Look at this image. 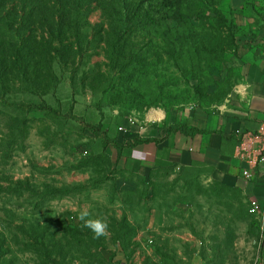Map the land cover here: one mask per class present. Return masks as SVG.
Segmentation results:
<instances>
[{"label": "rangeland", "instance_id": "obj_1", "mask_svg": "<svg viewBox=\"0 0 264 264\" xmlns=\"http://www.w3.org/2000/svg\"><path fill=\"white\" fill-rule=\"evenodd\" d=\"M29 1L54 7L33 18L57 32L38 79L0 85V264H115L120 248L149 252L148 264H264L261 212L239 189L200 168L142 181L104 153L110 132L184 129L264 82V0ZM72 5L84 13L74 25Z\"/></svg>", "mask_w": 264, "mask_h": 264}, {"label": "crops", "instance_id": "obj_2", "mask_svg": "<svg viewBox=\"0 0 264 264\" xmlns=\"http://www.w3.org/2000/svg\"><path fill=\"white\" fill-rule=\"evenodd\" d=\"M164 119L157 121L161 123ZM263 122L264 82L250 83L240 86L216 113L195 111L183 125L184 129L139 127L132 123L131 129L126 127L125 139H121L122 134L117 137L110 132L108 137L116 138L122 147L117 150L108 144L104 153L118 170L142 181L150 180L153 174L164 170L183 173L200 168L208 181L237 188L256 201L264 228V165L251 179H245L240 173L242 165L234 156L239 135L257 131ZM135 139L144 142L123 145L125 141ZM150 255L138 250L127 253L120 248L114 262L148 264Z\"/></svg>", "mask_w": 264, "mask_h": 264}, {"label": "trees", "instance_id": "obj_3", "mask_svg": "<svg viewBox=\"0 0 264 264\" xmlns=\"http://www.w3.org/2000/svg\"><path fill=\"white\" fill-rule=\"evenodd\" d=\"M6 1L7 0H0V32L3 33V37L0 41V85L2 80L9 73L13 74L15 80H21V82L28 83L31 79H38L37 63L42 59L45 60V56L50 55L51 57L50 52L52 50L48 48L49 42L45 34L52 35V33L57 32L53 22L44 25V21L41 18L34 21L33 17H36L38 14L47 15L54 7L51 6L49 2L44 1L35 2L21 0L23 3L19 5ZM163 2L167 6H170V0H164ZM58 7L60 6H56L57 10ZM67 8L68 11H66V14L73 17L68 19L67 22L74 25L75 17L81 16L82 14L84 15V13H82V9L78 7V5H72V7ZM32 24L34 26L36 25L38 30L42 31L41 35L35 33L37 30L35 32H29ZM21 28L22 30L20 31ZM77 29V27H70V31H76ZM73 47L74 45H71V48ZM75 47L77 51L81 50V47L78 45H75ZM4 53L5 56L3 55ZM29 63L35 64L32 72L28 71ZM3 69L5 71H3ZM46 87L48 89L49 86ZM38 91V94L40 95L42 89L38 88ZM110 139L112 140L109 141L108 144H111L117 150H120L122 146L118 145L116 138ZM142 142L144 141L135 139L134 141H125L123 145L125 147L129 145L133 146Z\"/></svg>", "mask_w": 264, "mask_h": 264}, {"label": "built area", "instance_id": "obj_4", "mask_svg": "<svg viewBox=\"0 0 264 264\" xmlns=\"http://www.w3.org/2000/svg\"><path fill=\"white\" fill-rule=\"evenodd\" d=\"M120 134L126 135L127 130L119 129ZM235 159L240 162L241 176L251 179L264 165V122L257 131L244 132L239 135V140L235 149ZM252 211L258 210L256 201L252 202Z\"/></svg>", "mask_w": 264, "mask_h": 264}, {"label": "clouds", "instance_id": "obj_5", "mask_svg": "<svg viewBox=\"0 0 264 264\" xmlns=\"http://www.w3.org/2000/svg\"><path fill=\"white\" fill-rule=\"evenodd\" d=\"M87 213H81L79 219L83 221V226L89 229L94 238H99L105 234V230L107 228V224L101 219H86Z\"/></svg>", "mask_w": 264, "mask_h": 264}, {"label": "bare ground", "instance_id": "obj_6", "mask_svg": "<svg viewBox=\"0 0 264 264\" xmlns=\"http://www.w3.org/2000/svg\"><path fill=\"white\" fill-rule=\"evenodd\" d=\"M164 117V114L158 111H151L147 115V118L149 121H155V120H160Z\"/></svg>", "mask_w": 264, "mask_h": 264}]
</instances>
